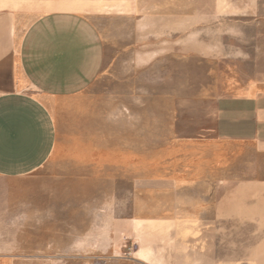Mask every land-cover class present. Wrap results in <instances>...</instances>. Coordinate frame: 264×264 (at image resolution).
Listing matches in <instances>:
<instances>
[{
  "label": "rangeland",
  "instance_id": "1",
  "mask_svg": "<svg viewBox=\"0 0 264 264\" xmlns=\"http://www.w3.org/2000/svg\"><path fill=\"white\" fill-rule=\"evenodd\" d=\"M96 24L105 66L89 120L74 127L92 130V149L128 153L129 166L66 161L47 209L0 225V256L8 264H264V183L250 182L249 159L224 153L193 178L188 163L213 156L218 97L264 92V0H134ZM132 157L144 167H131Z\"/></svg>",
  "mask_w": 264,
  "mask_h": 264
},
{
  "label": "crops",
  "instance_id": "2",
  "mask_svg": "<svg viewBox=\"0 0 264 264\" xmlns=\"http://www.w3.org/2000/svg\"><path fill=\"white\" fill-rule=\"evenodd\" d=\"M133 5L134 0H0V225L7 218L16 226L18 217L33 215L38 206L47 209L49 185L65 184L68 160L129 166L128 153L92 149V130L82 124L86 132H78L74 125L89 120L92 86L105 66L96 19ZM256 91L216 99L214 153L210 160L191 158L190 177L225 153L248 158L250 182L264 183V92ZM81 134L88 137L84 142ZM131 163L138 170L144 158L132 157ZM0 264L8 259L0 256Z\"/></svg>",
  "mask_w": 264,
  "mask_h": 264
},
{
  "label": "built area",
  "instance_id": "3",
  "mask_svg": "<svg viewBox=\"0 0 264 264\" xmlns=\"http://www.w3.org/2000/svg\"><path fill=\"white\" fill-rule=\"evenodd\" d=\"M135 247H136V244L134 243V244L132 245V250H133V251L135 250Z\"/></svg>",
  "mask_w": 264,
  "mask_h": 264
},
{
  "label": "bare ground",
  "instance_id": "4",
  "mask_svg": "<svg viewBox=\"0 0 264 264\" xmlns=\"http://www.w3.org/2000/svg\"><path fill=\"white\" fill-rule=\"evenodd\" d=\"M150 243V242H149Z\"/></svg>",
  "mask_w": 264,
  "mask_h": 264
}]
</instances>
